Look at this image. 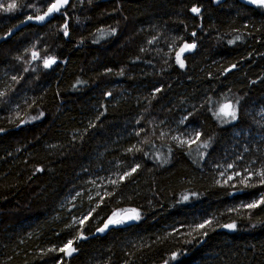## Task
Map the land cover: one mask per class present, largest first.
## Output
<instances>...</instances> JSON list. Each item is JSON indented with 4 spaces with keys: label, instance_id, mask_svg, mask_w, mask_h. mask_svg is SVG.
Returning a JSON list of instances; mask_svg holds the SVG:
<instances>
[{
    "label": "trees",
    "instance_id": "16d2710c",
    "mask_svg": "<svg viewBox=\"0 0 264 264\" xmlns=\"http://www.w3.org/2000/svg\"><path fill=\"white\" fill-rule=\"evenodd\" d=\"M16 2L0 9V264H264V205L242 207L264 184L241 183L264 169V6L68 0L38 25L55 0ZM126 210L133 226L96 236Z\"/></svg>",
    "mask_w": 264,
    "mask_h": 264
},
{
    "label": "snow or ice",
    "instance_id": "6c2138e0",
    "mask_svg": "<svg viewBox=\"0 0 264 264\" xmlns=\"http://www.w3.org/2000/svg\"><path fill=\"white\" fill-rule=\"evenodd\" d=\"M249 2L253 3V4L260 5V6H264V0H249ZM67 4H68V0H55V2L50 4V6L48 7L47 11L43 15H37L35 17V19L39 20V21H42L46 17H48L51 14H53L54 12H60V10L63 7H65ZM17 7H18V5H17L16 0H11V2L8 3L6 6H5L4 3H0V9L4 10L6 12H11V11L15 10ZM192 11L198 13L199 9L193 8ZM28 19L32 20L33 17L29 16ZM67 28H68V26H67V24H65L64 25L65 35L68 34ZM193 35H195V33H193ZM236 39L238 40V39H240V37L238 36V37H236ZM232 42L234 43L235 41H232ZM194 47H195V44L185 45V48L181 49V51H184L185 49H192ZM37 55H38L37 53H33L34 57L37 56ZM177 59L179 60V57H177ZM52 63H55V58H53V57H49L48 59L44 60L45 67H49ZM180 63H181V66H183V62L180 61ZM233 67H235V65ZM13 79H15V77ZM225 109H228V110H225ZM42 115L43 114L41 113V116ZM217 115L218 116L231 117V119H233V120L236 119V111L233 109V107L231 105H226V106L222 107L220 109V112L217 113ZM39 118L40 117H38V116H34L31 119L35 120V119H39ZM207 146H208L207 144L203 145V147H207ZM253 175L255 177L259 178V183L264 184V169L259 170V171H255L253 173H249L248 176L244 177V179L241 181V183L246 184V186H254V185L248 183V180ZM184 199L186 200V199H188V197L185 196ZM261 205H264V194H261V197L259 199L255 200V201H252V202H250L247 205H243L242 207H244L246 209H256V208L261 207ZM133 211H135V210H133ZM127 219H129V220L139 219V214L137 213L134 216H128ZM124 222L125 221L123 219H110L108 221V223L105 224L104 228L100 229V231H104L109 226V224L116 225V224H122ZM211 223H212L211 220H206L204 222L198 223L192 228V231H198L200 229H204L207 225H210ZM221 227H225V228H229V229H233L234 230L236 228V224L233 222V223H230V224L221 225ZM189 234H191V233H189ZM201 234L202 235H207V232H202ZM189 242H191V241H189ZM71 243H72V241H68V244L65 245L64 248H61L60 251L66 252L67 255H71V253L73 251H75V249H71V250L68 249V245H70ZM177 255H179V253H174L172 259H175Z\"/></svg>",
    "mask_w": 264,
    "mask_h": 264
},
{
    "label": "water",
    "instance_id": "95a60500",
    "mask_svg": "<svg viewBox=\"0 0 264 264\" xmlns=\"http://www.w3.org/2000/svg\"><path fill=\"white\" fill-rule=\"evenodd\" d=\"M244 1L249 2V0H244ZM249 3H250V2H249ZM54 13H56V12H54ZM54 13H53V14H54ZM53 14H51V15L48 16V17H46V18H45L44 20H42V21L35 20V23L38 24V25H44L46 22L49 21V19L52 17ZM193 50H194V48H192V49H187V50H185L184 54L187 55V54H189L190 52H192ZM37 57H39V55H37ZM134 215H136V212H135V211H132V210H130V211H126L125 213H123V214L121 215L120 219H123L125 222L122 223V224L125 225V226H133V225L137 222V219L129 220V219H127V217H128V216H134ZM219 232L233 233L234 230H233V229H229V228H225V227H221V228L219 229ZM101 233H102V231L98 232V233L96 234V236H97V235H100ZM84 240H86V237H81V238H80V241H84ZM68 249H69V250H71V249H75V251H73V252L71 253V255H67L66 252H64V256H65L67 259H69V260H71L72 258H74L75 256H77L78 253H79V251L77 250L76 246L73 245V244H71V245L68 247Z\"/></svg>",
    "mask_w": 264,
    "mask_h": 264
},
{
    "label": "rangeland",
    "instance_id": "374dc122",
    "mask_svg": "<svg viewBox=\"0 0 264 264\" xmlns=\"http://www.w3.org/2000/svg\"><path fill=\"white\" fill-rule=\"evenodd\" d=\"M34 58H36L35 59V61L39 58V57H37V56H35ZM226 106V105H225ZM225 110H228V109H225ZM228 118V120L230 121V120H233V119H231V117H227ZM126 211H130V210H126ZM126 211H117V212H114V214H113V216L110 218V219H120V217H121V215L123 214V213H125ZM133 211V210H132ZM109 219V220H110ZM108 220V221H109ZM108 221L106 222V224L108 223ZM123 224H116V225H112V224H109V226L107 227V229H110V228H116V227H118V226H122ZM72 241V243L71 244H73V240H71ZM68 244V242L66 243V245ZM70 244V245H71ZM70 245H68V247L70 246ZM65 247V246H64ZM63 247V248H64Z\"/></svg>",
    "mask_w": 264,
    "mask_h": 264
}]
</instances>
